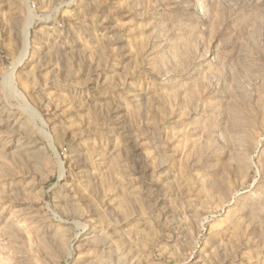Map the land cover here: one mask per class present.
<instances>
[{"label":"rangeland","instance_id":"obj_1","mask_svg":"<svg viewBox=\"0 0 264 264\" xmlns=\"http://www.w3.org/2000/svg\"><path fill=\"white\" fill-rule=\"evenodd\" d=\"M0 264H264V0H0Z\"/></svg>","mask_w":264,"mask_h":264},{"label":"bare ground","instance_id":"obj_2","mask_svg":"<svg viewBox=\"0 0 264 264\" xmlns=\"http://www.w3.org/2000/svg\"><path fill=\"white\" fill-rule=\"evenodd\" d=\"M27 37H28V33H27V30H26V35H25L26 44H25L24 51H23L22 55L20 56V58L17 60V62L13 65V68H12L10 73H12L14 68H16L21 63V61L24 59V56H25V53H26V48H27Z\"/></svg>","mask_w":264,"mask_h":264}]
</instances>
